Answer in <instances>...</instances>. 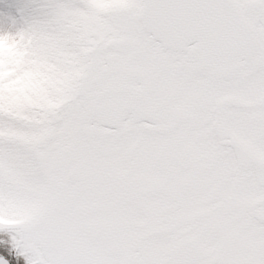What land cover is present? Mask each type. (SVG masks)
<instances>
[{
  "label": "snow or ice",
  "instance_id": "obj_1",
  "mask_svg": "<svg viewBox=\"0 0 264 264\" xmlns=\"http://www.w3.org/2000/svg\"><path fill=\"white\" fill-rule=\"evenodd\" d=\"M0 264H264V0H0Z\"/></svg>",
  "mask_w": 264,
  "mask_h": 264
}]
</instances>
